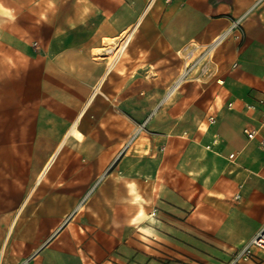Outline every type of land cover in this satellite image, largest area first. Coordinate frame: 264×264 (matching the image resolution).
<instances>
[{
    "label": "crops",
    "instance_id": "1",
    "mask_svg": "<svg viewBox=\"0 0 264 264\" xmlns=\"http://www.w3.org/2000/svg\"><path fill=\"white\" fill-rule=\"evenodd\" d=\"M262 96L264 0H0V264H227L264 226Z\"/></svg>",
    "mask_w": 264,
    "mask_h": 264
},
{
    "label": "built area",
    "instance_id": "2",
    "mask_svg": "<svg viewBox=\"0 0 264 264\" xmlns=\"http://www.w3.org/2000/svg\"><path fill=\"white\" fill-rule=\"evenodd\" d=\"M208 52L204 50V56L199 60L198 64L208 56ZM197 65V64H196ZM192 68L190 66L187 70L189 71ZM185 76L187 75V72ZM183 77V79L185 78ZM228 109L232 108V104L227 105ZM247 109L251 112L259 111L261 113L262 119L264 121V96L259 97L255 100L253 104L247 106ZM208 122L210 124H215V119L209 117ZM243 135L248 141H253L257 135L258 131L249 127L243 129ZM261 151L264 153V142L259 144ZM238 199V197H235ZM258 251L264 253V226L249 240L247 241L237 252H235L227 264H244L251 261L254 256V253Z\"/></svg>",
    "mask_w": 264,
    "mask_h": 264
},
{
    "label": "rangeland",
    "instance_id": "3",
    "mask_svg": "<svg viewBox=\"0 0 264 264\" xmlns=\"http://www.w3.org/2000/svg\"><path fill=\"white\" fill-rule=\"evenodd\" d=\"M169 0H165V3L168 2ZM212 53V52H211ZM212 55L213 54H209L205 59H203L200 64H198L199 60L202 59V57L204 56V48H201L197 45H194V51H193V55L191 54V52H184L183 53V56H182V59H183V63H184V67H183V72H185L186 74V71H188L187 69L192 66V68L187 72V75L185 76V78L181 81L183 83H181V85L179 84L177 86V88L175 89L176 91H179L182 87V85H184V83H187L189 81H192L194 80L196 83H202L203 81V74L202 73H206L208 72V70L206 69V65L209 63L208 61L212 59ZM103 57H106V54L103 55ZM197 64V65H196ZM181 77V76H180ZM206 77H209V73L207 74ZM206 79V78H204ZM173 87V86H172ZM171 87V88H172ZM170 88V89H171ZM169 89V90H170ZM168 90V92H169ZM167 92V93H168ZM175 92V91H174ZM173 92V93H174ZM166 93V94H167ZM166 96V95H165ZM171 97V96H170ZM169 97V98H170ZM261 124L264 125V121L263 119L261 118ZM244 129V128H243ZM243 131V130H242ZM143 132V127L140 126V127H137L135 129V132L133 134V136L131 137V141L134 140L136 138V136L140 133ZM243 133V132H242ZM261 142H264V140H260L259 141V144ZM259 144H258V147H259ZM260 149V147H259ZM261 150V149H260ZM262 152V151H261Z\"/></svg>",
    "mask_w": 264,
    "mask_h": 264
},
{
    "label": "bare ground",
    "instance_id": "4",
    "mask_svg": "<svg viewBox=\"0 0 264 264\" xmlns=\"http://www.w3.org/2000/svg\"><path fill=\"white\" fill-rule=\"evenodd\" d=\"M220 40V38L218 40L215 41L214 44H212L210 46V48L207 50L209 53L212 52L213 47L215 46V44ZM125 47V46H124ZM123 50V49H122ZM122 53V52H121ZM185 76V72H182L181 77L179 78V80L173 85V87L169 90V92L166 94V96L163 99V102L167 101L169 99V97L173 94V92L175 91V89L177 88V86L181 83V81L183 80V77ZM92 98V97H91ZM76 125V124H75ZM74 128V127H73ZM72 134V133H71ZM47 166V164H46ZM48 168V167H47ZM46 168H44L45 170ZM43 171V170H42ZM42 174V172H41ZM44 175V174H43ZM41 177V176H40Z\"/></svg>",
    "mask_w": 264,
    "mask_h": 264
}]
</instances>
